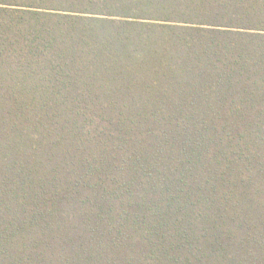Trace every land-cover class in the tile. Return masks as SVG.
Here are the masks:
<instances>
[{
	"label": "trees",
	"instance_id": "1",
	"mask_svg": "<svg viewBox=\"0 0 264 264\" xmlns=\"http://www.w3.org/2000/svg\"><path fill=\"white\" fill-rule=\"evenodd\" d=\"M0 264H264V0H0Z\"/></svg>",
	"mask_w": 264,
	"mask_h": 264
}]
</instances>
